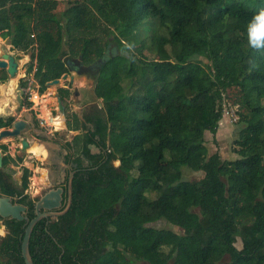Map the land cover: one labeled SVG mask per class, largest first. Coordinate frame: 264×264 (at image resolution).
Here are the masks:
<instances>
[{
    "label": "trees",
    "instance_id": "trees-1",
    "mask_svg": "<svg viewBox=\"0 0 264 264\" xmlns=\"http://www.w3.org/2000/svg\"><path fill=\"white\" fill-rule=\"evenodd\" d=\"M259 7L264 0H0V39L11 32L17 49H32L28 72L40 93L69 73V59L100 60L95 92L105 115L68 118L71 130L92 124L70 146L93 164L75 173L70 209L33 228L35 264H264V54L244 38ZM111 36L120 53L107 57ZM8 77L0 69V82ZM71 94L59 88L62 101ZM226 97L241 124L233 160L209 154L205 140L219 128ZM14 120L0 116V128ZM183 166L204 175L184 179ZM29 176L24 167V187ZM4 191L16 192L11 182ZM161 219L184 233L149 225ZM7 224L0 264H26L27 222Z\"/></svg>",
    "mask_w": 264,
    "mask_h": 264
},
{
    "label": "rangeland",
    "instance_id": "rangeland-1",
    "mask_svg": "<svg viewBox=\"0 0 264 264\" xmlns=\"http://www.w3.org/2000/svg\"><path fill=\"white\" fill-rule=\"evenodd\" d=\"M101 27L103 25H107V22L104 20V18H101ZM10 33H8V36L3 37V39H0V53L2 52H9L13 53L15 55L20 56L18 58V61L20 63V68L18 71V74L14 77H8V79L5 82H0V85H10L12 84L11 89H4L0 87V116L7 117V116H13L16 119L28 117L31 119H35L36 121L38 120L39 122V127L42 128L45 132H54L56 129L55 125H53L49 119L45 115L46 108L44 106V103L41 100V103L38 105L39 107L34 108L32 105L31 107L27 106V101L29 100V92L32 89H37L39 87V84L35 81L33 77V71L28 72V67H29V62L31 60V57L29 58V54L32 49H30L27 53L24 52L21 49H17L11 42H9L10 38ZM103 37H105L104 32L101 31L100 33ZM120 50L118 49L117 43L115 42V39L111 36V40L109 42L108 50L106 51V56L110 57L115 54H119ZM75 61L79 59H74ZM74 62V61H73ZM75 63V62H74ZM70 67V66H69ZM71 73H76L71 67L69 70V74ZM81 75H87L84 76L85 78L89 80V83L93 86L95 85V81L97 80L96 78H93L91 75H88L86 73H80ZM21 78L26 79V85L25 86H20V80ZM62 78V77H60ZM70 77L67 79H62L60 84H53L47 87L46 91L42 94V97L49 98L48 102H46V106L48 110L51 111L52 115L58 114V110L60 109L58 107V99H57V94H59V88L63 86H68L69 88H73L74 86L72 84L76 85V79H74V82H70ZM9 83V84H8ZM68 84V85H67ZM6 90V91H5ZM78 94V89L75 88V90ZM73 92V91H72ZM90 95H86L85 98L83 99V104L90 100H94V104L91 106H94L96 108H99V101L100 99H97L95 97L94 92L90 91ZM72 95V94H71ZM30 101V100H29ZM64 105H66V123L64 129H62V135L65 134V138L71 139L73 135L71 133L66 132V128L68 127V118L69 121H71V113L72 109L74 108V98L72 96L67 97L64 101ZM42 105V106H41ZM90 108V107H87ZM87 110V109H86ZM89 110V109H88ZM61 111V110H60ZM223 117L219 122V128L216 132V134L211 133L210 131L205 132V140H206V145L209 150V154H212L214 152H218L221 157L225 160H233L238 157V153L236 152V148L238 147L237 144L235 143V140L239 136V130H240V123L238 122L239 115H238V105H234L232 103V99L230 97H226L223 102ZM85 112V110L83 111ZM62 116V115H61ZM63 117V116H62ZM64 118V117H63ZM41 119H46L44 121V125L41 124ZM67 126V127H66ZM37 129V131H40V129ZM35 130L30 129L26 130L25 132L22 133L21 137H28L30 142L36 141V136ZM62 136L61 134H59ZM20 140V141H19ZM28 140V141H29ZM0 142L4 144H8L7 148L9 149V144H14V149H12V156L14 158H17L19 162H15L14 167L11 169L15 172H17V175L20 177V173L23 172V165L27 166L29 170L31 171V176L29 177V188L33 193H40V187L45 186L42 182H44V176L47 173V167L42 166V163H46L48 161L47 153L43 157L42 155H32L31 151L29 150V147L23 149L22 148V142L21 138L19 137L16 138H2ZM33 143V142H32ZM94 149V148H93ZM1 150V149H0ZM21 157V158H20ZM119 160H116L114 164L117 166L119 165ZM183 178L187 180H195L203 177L204 172L203 171H195L190 169L189 167L183 166ZM44 172L45 175L40 176L39 172ZM133 175L137 174V170L134 169L132 171ZM37 188V190H34ZM39 191V192H38ZM32 193V194H33ZM150 197H155L156 193L149 192ZM149 225L155 226L157 228H170L175 230L178 233H184V230L176 225H173L169 223L165 219L158 220L156 222H152ZM236 246L238 248H241L243 246L242 238L240 236H237V241H236ZM229 256L226 255L223 258V261L228 260ZM136 261V260H134ZM137 263H141L139 261H136Z\"/></svg>",
    "mask_w": 264,
    "mask_h": 264
},
{
    "label": "flooded vegetation",
    "instance_id": "flooded-vegetation-1",
    "mask_svg": "<svg viewBox=\"0 0 264 264\" xmlns=\"http://www.w3.org/2000/svg\"><path fill=\"white\" fill-rule=\"evenodd\" d=\"M74 64H75L77 71L79 73H86L88 75H91L93 78H96V79L98 78L99 73H100V60L97 61L96 63H92L90 65H86L81 60H77V61H75ZM93 113H94V111H93ZM23 119L28 120V117H24ZM16 120H18V119H16ZM13 122L9 126L0 128V130L3 128L12 127ZM31 124L35 128L39 127V125H37V121L33 118L30 120V125L28 126V128L26 130L33 129L31 127ZM38 129H42V128H38ZM87 129H88V125H87L86 129L81 130V133L87 132L88 131ZM43 136L44 137H39V136L38 137L36 136V137L42 141H45L47 138L45 135H43ZM20 138H22V137H19V139ZM62 138L63 137L58 135L55 131L53 132V138L52 139L60 144V148L58 150H55V152L53 153V155L51 157L50 164L49 163H42L43 166L48 164L47 167H49V176L47 177V179L44 183L45 186L40 187L41 191H40V193H37V194L33 193L30 190L29 183H28L27 187L23 186L24 167H27V166L23 165V167H22L23 172L20 173L21 174L20 177L17 175V172L11 170V168L14 167L13 164H15V162H19V161L17 158H14L12 156V154L9 152V149L3 150L1 148V145H4V144L2 142H0V148L2 150L1 153L3 156L2 165L0 166V198L4 197V196H8L11 198L12 203L23 205L25 207V211L23 212V215L25 216V218L22 220H25L27 222V224L32 219V218L30 219L31 214L35 213V215H36V202H37V200L44 193H46L48 190H51L52 188H57L60 185L63 186L65 189L64 193H63L62 205L60 208L54 209V211H58V212L63 211V213L60 215H57V216L51 215V216H46L43 218L54 219V218H58L59 216L65 214L70 209L72 202H73V194H74L73 179H74L75 173L78 170L88 169V165L93 164V162L91 161L89 156H87L86 154H84L82 152L76 153L75 149L71 148L70 142H72L73 139L70 141L69 140L65 141L64 139L61 140ZM91 145H90V148H91ZM91 152L92 153H103L101 148L97 147V146L95 149L91 148ZM8 154H10L15 160H13L9 163H5V157ZM106 156H107V154H106ZM78 157L82 158V160H83L81 165H79V163L77 161ZM114 162L115 161H113V163ZM119 164H120V162H119ZM72 173H73V176L71 178L70 176ZM54 176H55V178H54ZM10 182L13 184V189L16 190V192H13L12 194L6 193L4 191V190L8 189V184H10ZM70 182L72 184L71 192H70V187H69ZM34 190H37V188H35ZM24 195L29 196V199H31L33 201V206H31L28 202H25L23 200ZM41 211H46V209H41ZM10 219H16V218L3 217L0 215V230H1L0 231V240H2L3 237H5L8 234V232L10 231V228L7 224V220H10ZM17 220H19V219H17ZM22 220H20V221H22Z\"/></svg>",
    "mask_w": 264,
    "mask_h": 264
},
{
    "label": "water",
    "instance_id": "water-1",
    "mask_svg": "<svg viewBox=\"0 0 264 264\" xmlns=\"http://www.w3.org/2000/svg\"><path fill=\"white\" fill-rule=\"evenodd\" d=\"M106 56H104L103 59H105ZM68 65L77 71V68L73 62V60L69 59ZM20 68V63L16 56L13 53L9 52H2L0 53V69H6L10 77H14L18 74ZM70 77V80H74V74L65 73L62 75V78H56L54 80H51L49 82L50 85L53 84H60L62 79H67ZM58 99V107L59 110L62 111L64 116L66 115V107L62 102V99L60 95H57ZM31 118H28V120L20 118L18 120H15L13 122L12 127L10 128H3L0 130V140L2 138H16L21 137L22 132H24L28 126L30 125ZM31 127L35 130L36 133L44 134L47 137H50L48 132H45L43 129H40V131H37V129L31 124ZM22 148L25 149L30 146V142L26 137H22ZM44 145L46 146L45 142ZM91 148H96L95 145H91ZM2 153L0 151V166L2 165ZM73 176V173L71 174V178ZM70 192L72 190V184L70 182L69 184ZM64 187L58 186L57 188H52L51 190H48L46 193H44L36 202V215L29 221V223L25 227V233L22 240V255L25 260L26 264H35L32 255L30 253L29 245H30V238L33 231V228L37 224V222L46 216H57L63 213V211H54V209L60 208L62 205L63 200V193H64ZM71 200V199H70ZM41 209H46V211H41ZM25 211V207L20 204H14L11 201V198L8 196H4L0 198V215L3 217H12L19 220H22L25 218L23 215V212Z\"/></svg>",
    "mask_w": 264,
    "mask_h": 264
},
{
    "label": "crops",
    "instance_id": "crops-1",
    "mask_svg": "<svg viewBox=\"0 0 264 264\" xmlns=\"http://www.w3.org/2000/svg\"><path fill=\"white\" fill-rule=\"evenodd\" d=\"M15 55V54H14ZM16 56V55H15ZM29 58H30V54H29ZM74 62H75V60H73ZM70 68V67H69ZM74 70V69H73ZM76 73L74 74V73H71V74H74V79H76V85L75 84H72L73 86H74V89L73 88H71L70 87V90L71 91H73L72 92V97L74 98V101H75V103H74V108L72 109V112H76L78 115H79V117L82 119V120H84V117H83V115H85V114H91V113H93V111H94V113L95 112H100L102 115H105V111L104 110H102V107H103V104H102V98H100V97H98L97 95H96V92H95V85L93 86L94 88H92V85L89 83V80L87 79V77L85 78L84 76H87V75H81L78 71H76V70H74ZM70 82H74V80L73 81H70ZM75 88H77L78 89V94H77V92L76 91H74L75 90ZM91 89H92V91L94 92V94H95V97L97 98V99H100L101 101H99L98 100V102L97 103H99V108H96V107H94V106H91V105H93L94 104V100L92 99V100H90V101H88V102H86L85 104H83V99L85 98V96L88 94V95H90V91H91ZM43 94V93H42ZM57 95H59V94H57ZM46 98V97H45ZM66 99H67V97H66ZM41 100H44V97H42L41 98ZM63 102V101H62ZM63 104H64V102H63ZM33 106H34V108H36L37 109V107H39L38 105H34L33 104ZM42 106V105H41ZM65 107H66V105H65ZM87 107H90V108H87ZM87 109V110H86ZM89 109V110H88ZM85 110V112H83ZM49 112H50V115L51 116H54V115H52V113H51V111L49 110ZM66 113H67V111H66ZM56 115H57V113H56ZM66 120H67V118H66V115H65V123H66ZM71 121H73V118H71ZM87 125H88V129H90L91 127H92V124L91 123H87L85 126L87 127ZM67 127V126H66ZM62 129H64V128H60V129H56L55 130V132L59 135V134H61L62 135ZM66 132H70L71 133V135H73L72 136V138L71 139H68V138H65V134H63L62 135V139L61 140H65V141H67V140H72L73 139V137L75 136V135H77V134H79V133H81V130H71V129H69L68 127L66 128ZM48 134H49V136L50 137H47L46 136V140L45 141H42V140H40V139H38V138H36V141H32V142H30V140L28 139V137H26L28 140H29V142H30V145H41V146H43L44 147V149L46 150V153H47V156L46 157H48V161H46V163H49L50 164V162H51V157H52V155H53V153L55 152V150H58L59 148H60V144L58 143V142H56V141H54L52 138H53V132H48ZM34 135H36L37 137L38 136H40V135H44V134H41V133H36L35 132V134ZM21 142H22V138H21ZM44 142H45V144H46V146L44 145ZM4 143H7V142H4ZM3 143V144H4ZM8 145V144H7ZM1 149V148H0ZM12 149H14V144H9V152L10 153H12ZM1 152H2V150H0ZM32 153V152H31ZM4 154V153H3ZM32 155H36V154H33L32 153ZM42 156L41 157H43L44 155H46V154H41ZM48 165V164H47ZM47 165H44V167H47ZM43 166V165H42ZM48 169H47V173H46V175H45V173L44 172H39V175L40 176H43V175H45L44 176V182H42L43 184L45 183V181H46V179H47V177L49 176V167H47ZM54 178H55V176H54ZM59 181V180H58ZM30 190H33L32 189V187H31V189Z\"/></svg>",
    "mask_w": 264,
    "mask_h": 264
},
{
    "label": "clouds",
    "instance_id": "clouds-1",
    "mask_svg": "<svg viewBox=\"0 0 264 264\" xmlns=\"http://www.w3.org/2000/svg\"><path fill=\"white\" fill-rule=\"evenodd\" d=\"M244 38L247 48L264 54V7L254 11L244 26ZM128 52L134 51V43H126L124 46ZM129 59H134L129 56ZM255 67V65H253Z\"/></svg>",
    "mask_w": 264,
    "mask_h": 264
},
{
    "label": "bare ground",
    "instance_id": "bare-ground-1",
    "mask_svg": "<svg viewBox=\"0 0 264 264\" xmlns=\"http://www.w3.org/2000/svg\"><path fill=\"white\" fill-rule=\"evenodd\" d=\"M9 84V83H8ZM0 87L1 88H4V89H6V90H8V89H11L12 88V84H10V85H5V86H3V85H0ZM5 90V91H6ZM48 99L49 98H44V100L42 101L43 103H44V106H45V108H46V111H45V115H46V117L49 119V121L53 124V125H55V127L56 128H58V129H60V128H64L65 127V116H64V114L62 113V111H60V110H58V114L57 115H54V116H51L50 115V112H49V110H48V108H47V106H46V102H48ZM40 103H41V101L40 100H38ZM1 109V108H0ZM1 111V110H0ZM64 117H62V116ZM29 150L33 153V154H36V155H39V154H45L46 153V150L44 149V147L43 146H41V145H30V147H29ZM1 231V230H0Z\"/></svg>",
    "mask_w": 264,
    "mask_h": 264
},
{
    "label": "built area",
    "instance_id": "built-area-1",
    "mask_svg": "<svg viewBox=\"0 0 264 264\" xmlns=\"http://www.w3.org/2000/svg\"><path fill=\"white\" fill-rule=\"evenodd\" d=\"M29 100H31L33 102L34 105H39L40 102L38 100L41 101L42 98V93L39 92L38 88L37 89H32L29 92ZM44 121H46V119H41V124L44 125Z\"/></svg>",
    "mask_w": 264,
    "mask_h": 264
}]
</instances>
